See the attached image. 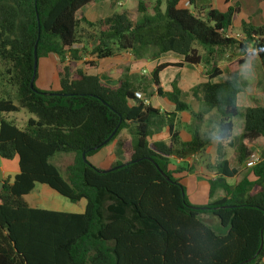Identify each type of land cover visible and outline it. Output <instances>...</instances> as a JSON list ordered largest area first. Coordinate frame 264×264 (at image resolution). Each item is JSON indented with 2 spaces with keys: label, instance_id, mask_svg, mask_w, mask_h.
<instances>
[{
  "label": "trees",
  "instance_id": "trees-1",
  "mask_svg": "<svg viewBox=\"0 0 264 264\" xmlns=\"http://www.w3.org/2000/svg\"><path fill=\"white\" fill-rule=\"evenodd\" d=\"M95 1L0 0V158L18 161V173L4 180L0 191V264H242L255 256L246 264H263L264 145L252 166L253 179L244 177L235 186L227 180L239 171L230 166L225 146L234 147V120L243 115L237 149L242 166L248 147L264 142V107L242 113L238 76L214 80L223 74L219 63L235 47L259 50L264 70V26L243 22L242 38L228 36L238 7L225 12L179 7L196 0H135V22L126 12L90 22L81 12ZM35 48L39 61L52 54L59 58L58 90H39L37 74L31 88ZM121 52L136 60L169 53L181 59L157 65L137 85L126 78L108 85L78 65L88 53L103 60ZM185 66H203L206 81L185 92L174 80L165 90L160 74ZM154 95L175 111L147 104ZM189 96L219 114L209 197L219 190L224 195L200 206L189 202L186 187L170 169L172 156L202 153L210 142L197 128L190 142L179 137L178 114L192 112ZM22 111L31 116L23 127L5 116ZM164 128L169 141L151 142ZM124 130L131 139L118 140L104 169L90 163ZM59 155L73 156L65 175L53 162ZM38 184L71 203L86 201L84 213L31 207L26 196ZM205 216L217 218L224 232L205 223Z\"/></svg>",
  "mask_w": 264,
  "mask_h": 264
},
{
  "label": "rangeland",
  "instance_id": "rangeland-1",
  "mask_svg": "<svg viewBox=\"0 0 264 264\" xmlns=\"http://www.w3.org/2000/svg\"><path fill=\"white\" fill-rule=\"evenodd\" d=\"M99 1V0H98ZM97 1V2H98ZM145 1H153V0H145ZM105 5V6H104ZM102 7V10L96 18L111 15L114 12H126L129 14L132 21H136L138 16L136 13L137 2L135 0H116L113 4L111 0L105 1V4ZM86 14V11H82L81 15ZM96 21V20H95ZM239 32V30L235 31ZM241 34V31H240ZM241 38V37H238ZM251 48H254L252 45L249 46L247 52H242L237 47L228 51L225 59L219 64L224 70V76L221 79L231 78L233 75H237L240 81V98L239 104L241 106V110L244 112L246 110L247 105L262 106L264 107V71L261 67L260 60L257 56V53H253ZM200 53H204L203 48L199 47ZM50 55L44 56L38 61V69L37 75L38 79L36 82V87L42 91H50L52 90L53 85L57 84L58 81L56 79V71L54 69L53 72L44 73V63L49 62ZM178 58L176 55L168 54L165 56L163 61H176L178 62ZM52 63V61H50ZM49 62V63H50ZM80 66L88 71L89 73L97 72L99 68L100 61L95 60L94 57L91 56L90 53L85 55V57L79 61ZM101 67L108 68L107 71H119L117 73L121 79H128L137 85L140 81H143L145 77V73L143 72L146 69V62L137 61L130 53L123 52L122 57L119 60H113L115 63L112 66V63L104 61ZM51 65V64H50ZM112 67V68H110ZM152 68V67H150ZM204 67L199 66L196 68H187L184 71L180 72L179 69L170 68L169 72L164 73L165 80L164 84H168L172 80H177L181 85V88H191L195 84L204 82L206 78L203 76ZM146 71H148L146 69ZM110 72V73H112ZM178 72V73H177ZM109 73V72H107ZM109 77V74H108ZM46 79L48 88H44L41 84L42 80ZM168 81V82H167ZM187 92V91H185ZM140 94V93H139ZM187 103L191 105L192 112H187L185 115L182 113L178 114L177 119V131L181 134L182 140L193 138L195 133V128L199 129L200 135L202 138H209V144H206L203 148V152L199 154H195L198 161L197 164L200 165L201 169L197 172L192 166H194L195 162L191 160L192 154L187 155H174L175 157H184L185 161L181 163H177L175 160H170V164L174 166H183L176 169L177 172H185L187 174L183 175V184L187 188V194L189 202L194 206L206 205L218 198H221L224 195L222 190L217 191L213 198L209 197V182L213 177L214 169L211 166L212 164V153L215 150L214 136L216 134V121L219 118V114L215 109H211L203 102H197L195 99H192L191 96L187 98ZM199 115L201 119H197L193 116ZM7 118L12 119L18 126L23 127L29 117H31L26 112L22 111L17 114L5 115ZM235 130L233 132V136L236 137L233 139L234 147H228L227 149V159L230 162L231 167L238 169L239 174L232 180L228 181L230 186H235L238 184L242 178L249 177L252 178V166L255 164V159L259 157V152L262 146L264 145L263 141H261L257 146L249 147V158L244 162L242 166L238 164V146L240 144L241 139L240 132L244 131V117L240 115L235 120ZM169 138L167 130H162L159 133L155 134L154 139H166ZM129 141L131 136L128 130L122 131L119 138L111 143L109 146L104 148L102 152L96 157H90L89 161L97 168L104 169L105 161L108 156L112 158L114 157V153L117 149L118 140ZM152 139L151 141H154ZM98 158V159H97ZM128 158V156H124L122 160ZM171 159V158H170ZM53 162L60 168L61 173L65 175V170L67 166L72 164L73 156L72 155H59L56 157ZM188 164V165H187ZM16 161H7L0 158V172H4L3 180L10 179L12 180L15 176L16 172ZM47 189L49 193L44 192V189ZM28 202L31 205H36L40 209L46 210H56L67 213H84L85 203L86 201H82L81 203H71L68 199L62 197L52 189H49L48 186L45 185H37L36 190L33 194L27 197ZM204 222L215 229L218 233H223L224 230L221 228L219 221L215 217L205 216Z\"/></svg>",
  "mask_w": 264,
  "mask_h": 264
},
{
  "label": "crops",
  "instance_id": "crops-1",
  "mask_svg": "<svg viewBox=\"0 0 264 264\" xmlns=\"http://www.w3.org/2000/svg\"><path fill=\"white\" fill-rule=\"evenodd\" d=\"M98 0H96L95 2H92V3H90L86 8H84L83 10L84 11H86V14H84L83 16H85L86 18H87V20H89L90 22H96V21H99L100 19H102V18H105V17H107V16H109V15H107V16H103V17H99V18H96V15H98V13H100V11L102 10V7H103V5L105 4V1H107V0H99L98 2H97ZM109 1V0H108ZM112 2H113V4H114V2L116 1V0H111ZM105 6V5H104ZM232 6H237L238 7V9H239V14L238 15H236L235 16V18H234V24H233V26H232V28H231V30L228 32V36H234V37H238V36H240L241 38L244 36L243 34H242V32H241V34H240V31H241V26H242V23L243 22H247V23H251L252 25H254V26H256V27H260V26H264V0H196V2H195V5L194 6H191L190 7V5L188 4V1H184V2H181L180 4H179V7L180 8H190L191 9V11H194V12H198L199 10H205V9H216V10H219V11H221V12H225V11H227L228 10V8L229 7H232ZM115 13V12H114ZM96 20V21H95ZM238 31L239 30V32H235V31ZM251 46V45H250ZM93 48V47H92ZM129 53V52H128ZM131 54V53H130ZM169 54H173V53H169ZM122 55H123V52H121V53H119L117 56H115V57H112V58H108V59H103V60H98V61H100V63H99V68H98V70H97V72L95 73V72H93V73H89L88 71H86L85 69H83L84 70V72L87 74V75H91V76H98V77H100V78H102V80H103V82L104 83H106V84H108V85H111V86H116L117 85V83H118V81L121 79V77L117 74V73H119V71H114V72H112V71H107L108 70V68H103V67H101V65H102V63L103 62H101V61H104L105 63L107 62V61H109L110 63H112V66H114L115 65V63L113 62V60H119L121 57H122ZM166 55H168V54H166ZM166 55H163L161 58H159V59H157V60H153V59H147V60H137V61H139V62H146V65H145V67H146V69L148 70V71H146V69H144V73H145V77H149L150 76V73L154 70V68L157 66V65H159V64H162V63H165V62H168V61H163V59L165 58V56ZM173 55H176V54H173ZM92 56V55H91ZM177 57H179L178 58V62H180V59H181V57L180 56H178V55H176ZM92 57H94V56H92ZM47 59H49V62L50 61H52V63L50 62H45L44 63V67H43V71H44V73H46V72H53L54 71V69H55V71H56V66H57V64L59 63V58L56 56V55H50V58H47ZM94 59L95 60H97L95 57H94ZM222 62V61H221ZM220 62V63H221ZM170 63H177L176 61H170ZM219 63V64H220ZM51 64V65H50ZM260 64H261V62H260ZM78 65L80 66V62H78ZM81 67V66H80ZM150 67H152V68H150ZM196 67H199V66H191V67H188V66H185V67H183V68H175V69H179L180 70V72H182V71H184L185 69H189V68H196ZM203 67V66H202ZM221 69H222V67L221 66H219ZM262 67V66H261ZM110 68H112V67H110ZM170 68H174V67H169V68H167V69H165L161 74H160V77H161V85H162V87L165 89V90H167V91H170L171 90V84H172V82L174 81V80H172L170 83H169V85L167 84H164V82H165V80H167L166 78H164V73L166 72H169V69ZM203 71V76H204V73H205V68L203 69V70H201V72ZM222 71H223V74H222V76L221 77H223L225 74H224V70L222 69ZM264 71V70H263ZM107 72H109V73H107ZM110 72H112V73H110ZM178 73V72H177ZM108 74H109V77H108ZM221 77H219V78H217L216 80H214L215 82H222V81H224V80H227V79H221V80H218V79H220ZM56 79H57V81H58V76H57V72H56ZM229 79V78H228ZM206 81V80H205ZM168 82V81H167ZM201 83V82H200ZM41 84H42V86L44 87V88H48L47 86H49V84L47 85V81H46V79H44V80H42V82H41ZM198 84V83H197ZM197 84H195V85H197ZM194 85V86H195ZM178 86H179V88L181 89V90H183V91H187V92H189L193 87L191 86V88H181L180 86V84H179V82H178ZM59 89V83H57L56 85L54 84L53 85V87H52V90H54V91H56V90H58ZM240 95V94H239ZM192 98V97H191ZM239 98H240V96H238V106L240 107V110H241V106H240V104H239ZM143 99H145L144 97H143ZM193 99V98H192ZM195 101H197V100H195ZM197 102H200V101H197ZM146 103L147 104H151L153 107H155V108H158V109H160L161 110V112H169V113H171V112H174L175 111V108H174V106L173 105H171V104H169L168 102H166V100L165 99H162V98H160V97H158V96H156V95H154V96H152V97H150L148 100H146ZM191 106V105H190ZM252 107H254L253 105H247V107H246V109L247 108H252ZM191 109H192V107H191ZM242 111V110H241ZM187 112H184V113H182L183 115H185ZM190 113V112H189ZM242 113H243V111H242ZM217 122V121H216ZM215 125H216V123H215ZM243 126H244V122H243ZM20 127V126H19ZM163 130H165V128L163 129ZM234 130H235V128H234ZM241 134H240V137L239 138H241V135L243 134V132H240ZM180 136V139L182 140V138H181V134H179ZM169 136V135H168ZM155 138V135L153 136V138L152 139H154ZM236 137H234L233 136V139H235ZM151 139V140H152ZM232 139V140H233ZM123 140H125V139H123ZM150 140V141H151ZM158 141H163V142H168L169 141V138H167V140L165 139H154V141H151V142H158ZM183 142H190V139H185V141L184 140H182ZM233 142V141H232ZM214 143H215V150L213 151V153L211 154L212 155V165L211 166H208L207 168H210V167H212L213 165H214V163H215V160H216V156H217V140H216V134H215V136H214ZM264 143V142H263ZM234 145V144H233ZM226 147V149H225V151H226V156H227V149H228V145H226L225 146ZM249 147H254V146H249ZM248 147V148H249ZM102 151H100L97 155H99L100 153H101ZM97 155H95L94 157H96ZM192 155H194V157H195V164H194V166H195V170L197 171V172H199L200 171V169H201V167H200V165H198L197 164V162L196 161H198V159H197V157L195 156V154H192ZM124 156H128V155H124ZM123 156V157H124ZM172 157H174V158H172ZM171 157V160L172 161H176L177 163H181V162H179L177 159H175V156H172ZM183 157V156H182ZM98 159V158H97ZM110 160V159H112V155H111V157L110 156H108L107 157V159L106 160ZM123 159V158H122ZM129 159V157L128 158H126V159H124V161H127ZM14 161H16V167H17V169H16V172H15V175L18 173V161H17V159H15ZM106 162V161H105ZM230 163V162H229ZM188 165V164H187ZM179 166V165H178ZM178 166L176 165V166H174V165H170V169L172 170V171H174L175 172V177L176 178H178V179H180L181 180V183L183 184V179H182V177H183V175H185V174H187V173H185V172H177V168H178ZM185 165H181V166H179V167H184ZM231 166V165H230ZM233 168V167H232ZM1 173V177H2V180H3V177H4V175H3V173L2 172H0ZM237 177V176H236ZM212 179H215V172H213V177H212ZM211 179V180H212ZM250 179H253V178H250ZM229 180H232V179H229ZM229 180H227V183H228V181ZM184 185V184H183ZM46 186V185H45ZM185 186V185H184ZM186 187V186H185ZM49 188V187H48ZM44 189V192H46L47 194L49 193V191H47V189H45V188H43ZM50 189V188H49ZM187 189V188H186ZM36 190V189H35ZM34 190V191H35ZM31 194H33V193H31ZM30 194V195H31ZM29 196V195H28ZM28 196H26V200H27V197ZM83 201V200H82ZM82 201H80L79 203H81ZM27 202H28V200H27ZM29 203V202H28ZM29 205L31 206V207H33V208H38L36 205H31L30 203H29ZM85 207H86V203H85ZM85 210V209H84ZM54 211H56V210H54ZM60 212H62V211H60ZM263 264H264V259H263Z\"/></svg>",
  "mask_w": 264,
  "mask_h": 264
},
{
  "label": "water",
  "instance_id": "water-1",
  "mask_svg": "<svg viewBox=\"0 0 264 264\" xmlns=\"http://www.w3.org/2000/svg\"><path fill=\"white\" fill-rule=\"evenodd\" d=\"M38 61H39V59H38L37 49L35 48L33 77H32L31 84H30L31 88L34 87L35 77H36L37 69H38ZM56 95H59V94H56ZM118 128H119V125H118V127L116 128V130L113 132V134L110 136V138L106 141V143H108V142L113 138V136H114L115 133L117 132ZM83 160H84L86 163H88L85 154H83ZM128 163H129V162H125L123 165H120V166H118V167L112 168V169H110V170H103L102 172H103V173H108V172H110V171H112V170H115V169H118V168L124 167V166L128 165ZM161 173L163 174V176L166 177V175H165L162 171H161ZM2 188H3V182H2V177H1V173H0V191L2 190ZM263 246H264V241L262 240L260 250H261V248H262ZM258 253H259V252H258ZM255 257H256V256H255ZM255 257L251 258L250 260H247V261L243 262L242 264H246V263L250 262L251 260L255 259Z\"/></svg>",
  "mask_w": 264,
  "mask_h": 264
},
{
  "label": "built area",
  "instance_id": "built-area-1",
  "mask_svg": "<svg viewBox=\"0 0 264 264\" xmlns=\"http://www.w3.org/2000/svg\"><path fill=\"white\" fill-rule=\"evenodd\" d=\"M231 37H234V36H231ZM238 37H240V36H238ZM238 37L236 36L234 38H238ZM138 95L141 96V94H138ZM172 158H174V157H172ZM175 159H177L179 162H184L185 161V158L184 157H179V158L175 157ZM191 160L192 161H195L196 160L195 157H194V155L191 156ZM257 161H258V158L255 159V163Z\"/></svg>",
  "mask_w": 264,
  "mask_h": 264
},
{
  "label": "clouds",
  "instance_id": "clouds-1",
  "mask_svg": "<svg viewBox=\"0 0 264 264\" xmlns=\"http://www.w3.org/2000/svg\"><path fill=\"white\" fill-rule=\"evenodd\" d=\"M251 51L255 54V53H257L259 50L255 49V48H251Z\"/></svg>",
  "mask_w": 264,
  "mask_h": 264
}]
</instances>
